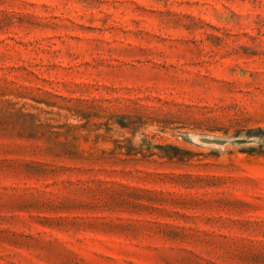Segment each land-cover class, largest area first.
<instances>
[{"label": "rangeland", "instance_id": "obj_1", "mask_svg": "<svg viewBox=\"0 0 264 264\" xmlns=\"http://www.w3.org/2000/svg\"><path fill=\"white\" fill-rule=\"evenodd\" d=\"M0 264H264V0H0Z\"/></svg>", "mask_w": 264, "mask_h": 264}]
</instances>
